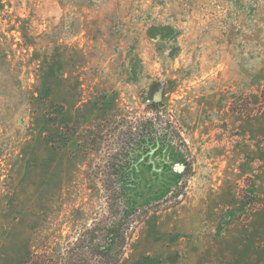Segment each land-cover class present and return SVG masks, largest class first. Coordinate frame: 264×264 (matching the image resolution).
Returning <instances> with one entry per match:
<instances>
[{"label": "rangeland", "instance_id": "rangeland-1", "mask_svg": "<svg viewBox=\"0 0 264 264\" xmlns=\"http://www.w3.org/2000/svg\"><path fill=\"white\" fill-rule=\"evenodd\" d=\"M150 118L179 134L125 170L119 264H264V0H0V264L58 262Z\"/></svg>", "mask_w": 264, "mask_h": 264}, {"label": "trees", "instance_id": "trees-1", "mask_svg": "<svg viewBox=\"0 0 264 264\" xmlns=\"http://www.w3.org/2000/svg\"><path fill=\"white\" fill-rule=\"evenodd\" d=\"M162 105L161 102H151L147 109L161 114L159 109ZM161 123L162 132L158 131L151 118L136 124L131 121L119 122L114 130L109 131V136L115 138L117 148L102 169L105 181L101 187L107 201V214L82 231L66 253H60L58 262L38 255L30 257L24 264H119L122 261L132 241L135 225L145 217L131 206L124 193L122 183L125 181V170L140 151L146 152L149 146L164 144L162 140L170 141L179 134L170 121ZM123 125L125 128H122ZM119 128L123 131L118 132ZM96 142L97 139L92 136L83 143L92 145Z\"/></svg>", "mask_w": 264, "mask_h": 264}, {"label": "water", "instance_id": "water-1", "mask_svg": "<svg viewBox=\"0 0 264 264\" xmlns=\"http://www.w3.org/2000/svg\"><path fill=\"white\" fill-rule=\"evenodd\" d=\"M176 168H177V169H181L182 167H181V166H179V167L177 166Z\"/></svg>", "mask_w": 264, "mask_h": 264}]
</instances>
